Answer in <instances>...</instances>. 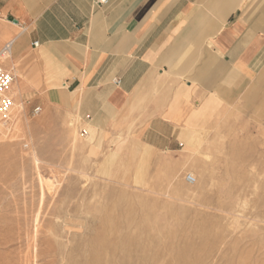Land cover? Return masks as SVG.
Wrapping results in <instances>:
<instances>
[{
	"label": "rangeland",
	"instance_id": "374dc122",
	"mask_svg": "<svg viewBox=\"0 0 264 264\" xmlns=\"http://www.w3.org/2000/svg\"><path fill=\"white\" fill-rule=\"evenodd\" d=\"M3 64L21 92L0 113V264H264V59L236 91L172 75L131 99L72 94L40 51Z\"/></svg>",
	"mask_w": 264,
	"mask_h": 264
},
{
	"label": "crops",
	"instance_id": "0c3cea01",
	"mask_svg": "<svg viewBox=\"0 0 264 264\" xmlns=\"http://www.w3.org/2000/svg\"><path fill=\"white\" fill-rule=\"evenodd\" d=\"M10 42L12 60L40 51L59 61L61 80L78 95L104 93L114 78L119 98L157 83L166 95L172 75L191 78L193 97L236 91L264 59V0H0V51ZM169 109L157 110L150 127L168 149L177 145Z\"/></svg>",
	"mask_w": 264,
	"mask_h": 264
},
{
	"label": "built area",
	"instance_id": "2783aa9c",
	"mask_svg": "<svg viewBox=\"0 0 264 264\" xmlns=\"http://www.w3.org/2000/svg\"><path fill=\"white\" fill-rule=\"evenodd\" d=\"M98 2L102 4H106L108 0H98ZM12 42L7 44L0 51V113L4 118H8L9 112L13 107V100L10 95L11 87L14 84L15 76L11 70H9L3 64V60H7L9 54H11ZM34 47H38V43L34 44ZM122 84V80L120 78H114L113 85L115 87H120ZM39 111V110H37ZM189 184H194V179L192 176L188 178Z\"/></svg>",
	"mask_w": 264,
	"mask_h": 264
},
{
	"label": "bare ground",
	"instance_id": "6f19581e",
	"mask_svg": "<svg viewBox=\"0 0 264 264\" xmlns=\"http://www.w3.org/2000/svg\"><path fill=\"white\" fill-rule=\"evenodd\" d=\"M7 59L12 60L11 54L8 55ZM15 80H16V78H15ZM13 92L16 93L17 95L20 94V92H21V82L18 79H17V81H14V84L11 87L10 94L13 93ZM71 93L74 94V95H77V96H81V95H78L77 92H71ZM18 115L19 114H15L14 115V117H13V125H15L17 123V121L19 119ZM193 179H194V182L197 183V178L194 177ZM95 243H98V242L96 241V242H94V244ZM142 261H145L146 264H149L148 261H147V258H146V260L143 259ZM94 264H104L103 257L101 255L96 256L95 259H94Z\"/></svg>",
	"mask_w": 264,
	"mask_h": 264
}]
</instances>
